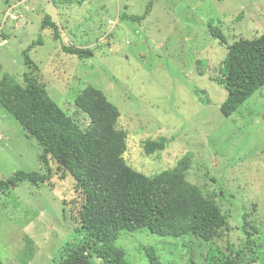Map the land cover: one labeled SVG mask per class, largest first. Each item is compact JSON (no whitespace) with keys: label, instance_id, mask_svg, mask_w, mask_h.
Instances as JSON below:
<instances>
[{"label":"rangeland","instance_id":"374dc122","mask_svg":"<svg viewBox=\"0 0 264 264\" xmlns=\"http://www.w3.org/2000/svg\"><path fill=\"white\" fill-rule=\"evenodd\" d=\"M149 1L0 0V73L23 85L29 50L48 96L79 127L88 120L74 100L87 88L104 95L116 108L115 130L126 136L122 157L134 172L155 176L188 158L185 179L214 201L228 227L211 242L119 231L115 245L128 262L150 264L152 248L158 264H205L208 250L226 253L227 243L236 248L249 239L256 264H264V88L230 117L219 111L228 48L264 36V1L154 0L140 23L122 19L143 15ZM46 16L57 40L49 26L41 29ZM61 44L93 56L65 54ZM158 138L169 141L165 149L145 154L142 143ZM42 153L0 106V180L50 169L45 183L0 192V264H58L90 241L78 216L82 195Z\"/></svg>","mask_w":264,"mask_h":264},{"label":"trees","instance_id":"16d2710c","mask_svg":"<svg viewBox=\"0 0 264 264\" xmlns=\"http://www.w3.org/2000/svg\"><path fill=\"white\" fill-rule=\"evenodd\" d=\"M150 0L141 16H122L140 23L152 9ZM192 1V0H190ZM264 1V0H263ZM49 26L57 40L56 25L45 17L41 29ZM222 43V35H216ZM41 45L40 38L30 48ZM65 54L89 59L91 51L61 44ZM26 50L23 53L27 71L23 85L7 73H0V106L41 146L42 159L56 162L74 182V190L82 195L78 211L81 226L90 241L70 251L58 264H131L115 245L119 231L147 230L160 237L193 236L211 242L228 227L227 219L211 199L185 179L188 158L180 160L173 169L155 176L134 172L125 164L126 136L115 130L116 108L105 96L87 88L74 100L75 109L83 114L88 124L79 127L51 100ZM227 68L219 82L227 96L220 114L228 118L253 93L264 88V36L239 39L228 48ZM168 140L147 139L142 143L145 154L162 152ZM50 179L46 174L17 171L6 180H0V192L15 189L22 183L33 186ZM226 253L210 249L205 264H256L259 257L249 239L236 248L226 245ZM150 264H158L152 248L146 250Z\"/></svg>","mask_w":264,"mask_h":264}]
</instances>
